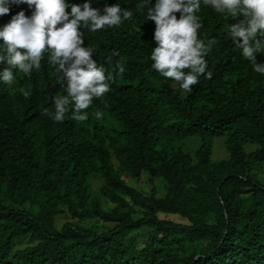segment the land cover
<instances>
[{"label":"trees","instance_id":"obj_1","mask_svg":"<svg viewBox=\"0 0 264 264\" xmlns=\"http://www.w3.org/2000/svg\"><path fill=\"white\" fill-rule=\"evenodd\" d=\"M90 2L133 16L96 32L81 26L97 67L115 76L86 121L71 119V105L63 122L45 114L67 94L47 53L30 77L0 80V264H264V74L230 36L243 17L201 0L199 39L211 50L185 92L152 68L155 0ZM20 11L33 9L11 5L0 28ZM256 38L264 43V32ZM216 137L227 156L213 160ZM144 174L148 193L129 183ZM58 217L67 220L57 226Z\"/></svg>","mask_w":264,"mask_h":264},{"label":"clouds","instance_id":"obj_2","mask_svg":"<svg viewBox=\"0 0 264 264\" xmlns=\"http://www.w3.org/2000/svg\"><path fill=\"white\" fill-rule=\"evenodd\" d=\"M226 18L242 16L243 19L230 27V36L241 55L252 62L255 72L264 74V64L256 63L257 54L264 53V43L257 39L264 32V0H202ZM27 4L33 9L31 16L24 11L13 15L10 22L0 28V63H7L0 80L11 87L14 72L30 77L33 69H40L41 61L48 54V63L67 81V94L55 97L52 118L63 122L69 106L71 119L83 122L88 119L87 109L94 98H102L114 81L112 72L97 67L92 58L94 49L84 46L81 26L96 32L105 27L119 26L131 19L132 11L122 10L119 4L105 6L103 11L94 8L90 0L83 4H69L68 0H0V16L10 13L11 5ZM70 7L71 11L67 9ZM141 7V5H137ZM201 0H155L148 8L147 20L155 22L156 47L151 52L152 68L162 77L177 82L185 92L199 82L207 68L206 55L211 44L199 39L201 28ZM176 13H179V18ZM122 74L125 69L117 65ZM187 69V71H185ZM207 76L210 78L211 73ZM27 98L31 89H20ZM101 113L97 112L99 117Z\"/></svg>","mask_w":264,"mask_h":264},{"label":"rangeland","instance_id":"obj_3","mask_svg":"<svg viewBox=\"0 0 264 264\" xmlns=\"http://www.w3.org/2000/svg\"><path fill=\"white\" fill-rule=\"evenodd\" d=\"M191 140H188L186 141L184 147L185 148H188V146H192V145H195L197 143V138H189ZM223 138L221 137H216L214 139V149H213V153H212V159L213 160H217V159H220L222 157H226L227 156V153H226V150L224 148V145H223ZM246 148H249V145H246ZM263 176H264V173H261ZM148 176L146 174H144L142 176V178H140L139 180H136V179H130L129 180V183L136 187L137 189H140L141 191L145 192V193H148L149 192V189H150V185L151 183L148 181ZM156 184V187H157V190H158V193H163L164 190L163 188L158 184V182L155 183ZM96 186V183L94 184V187ZM65 220H67V218L65 217H58L57 218V226H60ZM92 222H94V220H86V221H83L82 224L84 225H89L91 224ZM29 243V242H28ZM24 245H27V242L23 241V242H20L18 244L15 245V248L17 247H21V246H24Z\"/></svg>","mask_w":264,"mask_h":264}]
</instances>
